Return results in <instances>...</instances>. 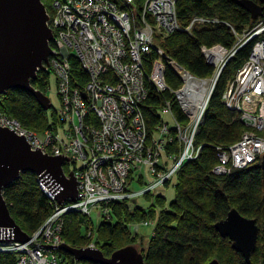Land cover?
Here are the masks:
<instances>
[{
	"label": "built area",
	"instance_id": "2783aa9c",
	"mask_svg": "<svg viewBox=\"0 0 264 264\" xmlns=\"http://www.w3.org/2000/svg\"><path fill=\"white\" fill-rule=\"evenodd\" d=\"M218 24L217 18L192 17L188 26H181L176 0H142L139 6L135 0L53 2L47 22L52 33V56L45 69L51 70L53 65L55 73L63 79L59 94L64 106L59 112L68 125V130H64L68 142L60 140L52 128L37 134L2 115L0 127L14 131L18 137L24 136L32 151L39 148L43 155H61L71 163H81V170L75 175L76 200L83 201L55 207L47 223L28 242L0 241V253L15 255V264H65L62 255L48 256V248L40 246L62 244L60 218L63 215L79 212L89 217L96 205L144 196L169 181L184 163L198 158L201 147L194 146V138L217 79L232 57L250 42L254 44L249 57L221 95L225 107L237 114L247 130L227 150L218 149V164L213 174L226 175L232 169H243L261 161L264 156V18L242 33L225 24L234 37L230 49L219 45L201 48L206 63L214 70L210 78L193 76L167 57L157 43L159 38L176 31L190 35L195 28ZM71 60L77 62L86 78L82 90L73 77ZM166 69L177 75L178 88L168 87ZM148 85L158 96L171 95L185 117L184 123L178 122L172 113L173 101L163 100L159 114L170 115L174 126L169 128L160 118L156 137L151 142L142 114ZM175 143L180 148L179 154L174 157L172 167L165 169L162 151ZM141 168L148 170L154 182L141 192H128V174L140 173ZM38 182L53 201L54 196ZM102 210L96 211L97 216L109 217V211ZM143 225L154 224L147 221ZM73 264L81 263L74 261Z\"/></svg>",
	"mask_w": 264,
	"mask_h": 264
},
{
	"label": "trees",
	"instance_id": "16d2710c",
	"mask_svg": "<svg viewBox=\"0 0 264 264\" xmlns=\"http://www.w3.org/2000/svg\"><path fill=\"white\" fill-rule=\"evenodd\" d=\"M44 1L41 0L42 4L50 11L51 2L54 0H48L47 4ZM141 1L135 0V4L139 6ZM239 1L176 0L177 19L181 26H186L194 16L217 18L219 24L196 28L190 35L176 31L167 38H159L158 46L193 76L208 78L212 75L213 68L206 63L201 48L219 45L230 49L234 45V37L225 24L242 33L256 22L252 21L250 15L239 6ZM261 18H264V9ZM252 46L253 42H250L240 49L223 69L208 103L203 122L194 138V146L201 147L200 154L195 160L184 163L175 173L173 201L168 208L162 207L159 212L147 245H144L142 240L138 242V252L146 264H208L212 260H217L219 264H247L240 254L232 250L230 241L221 238L214 227L217 222L224 220L232 209L237 210L241 216L256 221L259 229L257 247L251 255L250 264H264V170L259 166L260 161L243 169H232L226 175L213 174V169L218 164V149L227 150L247 130L238 120L237 114L222 103L221 95L228 82L249 57ZM150 60L147 61V68ZM71 68L73 77L82 90L86 78L76 61L71 60ZM46 80L48 72H38L31 85L35 90L45 94ZM165 80L169 88L179 87L180 81L171 69L165 70ZM148 87V97L143 102L142 111L148 141L151 142L154 138V128L160 121L159 107L163 100L173 101V98L168 93L158 96L150 85ZM0 112L8 118L17 120L29 131L41 133L52 127L47 124L46 112L27 92L9 90L3 94L0 98ZM172 113L178 122L184 123L185 117L174 101ZM258 135L261 136L260 133ZM179 149L177 143L169 144L162 151L161 158L171 160L173 165V159L178 156ZM168 164L169 161H165L164 167ZM168 184L169 181L162 185ZM156 198L154 207L149 209L136 207L130 211L127 201L110 204L109 220L103 221L97 230L99 233L104 232L105 239L100 245L95 241L105 257L136 244L137 237L130 238L128 235V224L132 221L141 223L149 218L153 219L155 204L163 205L164 202L161 196ZM3 199L11 218L26 233L37 230L52 214L50 200L42 192L37 177L31 173L21 174L16 182L4 189ZM88 222L79 215L67 214L62 230L64 243L74 249L82 248L86 243V236L85 233L82 236L81 231L85 223L87 229ZM117 243L121 246H116ZM60 254L68 260V264L74 263L68 254L61 252ZM0 264H15V256L0 254Z\"/></svg>",
	"mask_w": 264,
	"mask_h": 264
},
{
	"label": "water",
	"instance_id": "95a60500",
	"mask_svg": "<svg viewBox=\"0 0 264 264\" xmlns=\"http://www.w3.org/2000/svg\"><path fill=\"white\" fill-rule=\"evenodd\" d=\"M239 6L245 10L252 21H257L263 13L264 0L253 2L240 0ZM48 16L41 0H0V97L9 90L31 94L44 111L51 108L50 100L35 90L31 81L38 72H44L52 56L50 43L52 33L47 26ZM84 98V95H83ZM24 136H16L14 131L0 127V241L28 242V235L11 218L2 192L16 182L21 174L31 173L37 177L54 196L58 205L76 202L77 182L72 172L66 176L63 163L69 158L55 155L50 157L40 153L39 148L32 151ZM264 170V156L260 161ZM221 238H227L231 248L247 264L255 252L258 227L254 219L241 216L232 209L226 218L215 224ZM57 248L76 262L89 264H146L142 255L133 246L119 249L105 257L101 251L92 248L73 249L66 244L59 246L40 245ZM208 264H219L212 260Z\"/></svg>",
	"mask_w": 264,
	"mask_h": 264
},
{
	"label": "rangeland",
	"instance_id": "374dc122",
	"mask_svg": "<svg viewBox=\"0 0 264 264\" xmlns=\"http://www.w3.org/2000/svg\"><path fill=\"white\" fill-rule=\"evenodd\" d=\"M54 1H57V0H54ZM53 2H51V7H50L51 10L50 11H48V9L46 8L47 9V16L52 14ZM44 3L47 4L48 0H45ZM190 20H189V22H190ZM189 22L187 23V26H188ZM248 29H246V30H248ZM193 30H192V32H193ZM167 37H163V38H167ZM165 55L167 57H169L167 54H165ZM56 60H59V59H56ZM68 63H69V61H68ZM69 66H70V63H69ZM44 72H48V80H46L47 88H46V92H45L44 95L50 100V104H51V108L48 111H46L47 124L49 126H52L51 128L58 134V137L60 138V140H63L64 143L66 144L68 142V139H67L68 135H66V132H64V130H68V125L66 124V121L61 118V116H60L61 114L59 112V110L61 108H63V106H64L63 100L61 101V98H60L61 96L59 94L60 93L59 92V85H60L61 88L64 85L62 83L63 79L60 78L57 73H55V69H54L53 65H51V70L48 69V70H46ZM213 72H214V70L212 71V75H213ZM220 75H219V77H220ZM211 76H209V78ZM234 76H233V78H234ZM219 77H218L217 80H219ZM179 86H180V82H179ZM61 88H60V90H61ZM83 103H84V106H85L83 108H84V110L86 112V100H84ZM142 114H143V111H142ZM1 115L7 117L6 115H4L3 113L0 112V119H1ZM63 117H64V115H63ZM143 118L145 120V117H143ZM160 118H161V120L163 121L164 124L168 125L169 128H172L174 126V123H173L170 115H164V114L161 113ZM9 119H12V118H9ZM90 121H92V120H90ZM158 126H160V121H159V124L157 126H155V128H154V131H153L154 137H156L157 127ZM37 134H39V133H37ZM161 161H162V164L165 161H169V164L166 166L167 169H169L172 166V163H173L171 160L165 159V157H164L163 160L161 159ZM80 166H81V163L75 164V163H71V162L67 161V162L63 163L62 169H63V172H64V174L66 176L68 175L69 172H72L74 174V177H75V175L78 172H80V170H81ZM173 176L169 179L168 186L160 185L155 190L151 189L152 191H150V193H147L148 194L147 196H141V197L138 196V197H135V198L130 197L128 199L119 201V202H124V201L126 202L127 201L128 202V206H129V210L131 211V210H135L136 207H140V208H143V209H149L152 206L154 207V203H155V200L157 199L156 198L157 196H161L164 199L163 205H156L155 204V208H154L155 216H154L153 219L149 218L147 220L142 221L141 223H139L137 221H132L131 223L128 224V235H129L130 238H131V236L135 237L136 234L138 233L137 234V239H136V244H134L136 246L133 245V247H135L137 250H138V246H139L138 242H140L142 240L143 244L147 245V243L151 239V236H152V233H153V230H154V228H153L154 225L152 227L151 226H144L143 223L147 222V221H150V222H152V224H155L156 220H157V217H158V214L161 211L162 207H164L163 209L168 208L169 204L174 199L173 186H175V184H176V177H173ZM154 180H155V178L149 174L147 169H145V168L142 169L141 168L140 173L139 172H133V173L130 172L128 174V179H127V182H126V190L128 192H132V193L141 192L144 188H146L147 186H150L154 182ZM44 194L48 198V200H50L48 193H44ZM82 201L83 200H76V202H73V203L74 204L75 203H81ZM50 203H51V205L53 207L52 212L55 210V207L61 208V207H65L67 204H69L68 202H65L62 205H58L55 200H53V201L50 200ZM110 204L111 203H103L101 205H96L94 208H92V211H94V212L91 213V219H90V217L83 216L79 212H72V214L79 215L80 217H82L84 219H87L89 221L87 229H86V223H85V226L82 227V231H81L82 236H84V233H85V236H86V243L85 244L88 245V246L86 247V245L83 244V247L82 248H78V249L92 248V249L99 250L98 247H97L98 245L95 244V241L99 242V245H100L102 243L101 241H103L105 239L106 235L104 234V232H102V233L97 232V230H98L100 224L103 221L107 222L109 220V217H106V216H99L98 217L96 211L97 210L99 211L100 209H103L102 211H104V210L110 211V208H109ZM67 214H69V213H67ZM67 214L63 215L60 218V221L62 222V228H64V224H65L64 220H65V216ZM48 218L43 222L42 225H45L47 223ZM16 225L18 226V224H16ZM42 225L37 230H35L34 232H31V233H26L24 231L23 232L26 233L28 235V238L31 239L32 237H34L39 232V230L41 229ZM257 239H258V237H257ZM62 243L65 244L64 241H63V238H62ZM118 243L116 244V246H121ZM48 245H50V244H48ZM256 247H257V245H256ZM258 247L260 248V243H259ZM46 252H47L48 256H52V255H58V253L60 254L61 251L57 250V248H48L46 250ZM0 254H2V253H0ZM11 255H13V254H11ZM15 262H16V256H15ZM64 262H65V264L69 263L66 258L64 259ZM78 263L83 264V262H81V261H79Z\"/></svg>",
	"mask_w": 264,
	"mask_h": 264
},
{
	"label": "bare ground",
	"instance_id": "6f19581e",
	"mask_svg": "<svg viewBox=\"0 0 264 264\" xmlns=\"http://www.w3.org/2000/svg\"><path fill=\"white\" fill-rule=\"evenodd\" d=\"M194 17H196V16H194ZM217 84V83H216ZM215 87H216V85H215ZM42 192H43V190H42ZM2 197H3V192H2ZM89 217H90V219H91V214L89 215ZM23 232V231H22ZM61 234H62V232H61ZM62 252V251H61ZM62 253H64V252H62ZM74 261V260H73Z\"/></svg>",
	"mask_w": 264,
	"mask_h": 264
},
{
	"label": "crops",
	"instance_id": "0c3cea01",
	"mask_svg": "<svg viewBox=\"0 0 264 264\" xmlns=\"http://www.w3.org/2000/svg\"><path fill=\"white\" fill-rule=\"evenodd\" d=\"M163 159H164V158H163ZM163 159H162V160H163ZM162 165H163V167H164V162H163V164H162ZM164 168H166V167H164ZM145 169H146V168H145ZM140 179H141V178H140ZM137 234H138V233H137ZM137 234H136V237H137Z\"/></svg>",
	"mask_w": 264,
	"mask_h": 264
}]
</instances>
